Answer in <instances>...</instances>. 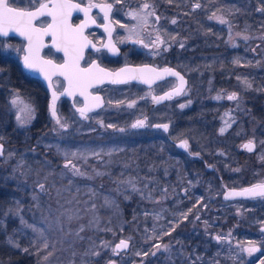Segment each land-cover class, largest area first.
I'll use <instances>...</instances> for the list:
<instances>
[{
  "label": "flooded vegetation",
  "instance_id": "af4514ba",
  "mask_svg": "<svg viewBox=\"0 0 264 264\" xmlns=\"http://www.w3.org/2000/svg\"><path fill=\"white\" fill-rule=\"evenodd\" d=\"M73 2L81 3V0H73ZM92 2L103 4L111 3L112 0H92ZM227 2L230 1H223L224 6L219 7L223 11L218 13L223 15L228 23L221 24L216 19H209L212 13L208 16L209 22L227 29L228 38H225V41L229 43L230 54L241 53L244 58H248L250 57L249 50L252 52L254 45H262V39L238 40L236 38L238 29L247 26L250 17L243 14L240 16L242 20L238 22L237 17L233 18L230 15L232 6H229ZM87 3L88 0H83L81 7L87 6ZM149 4L154 6L156 15L160 19L156 21L154 16L149 17L147 25L140 27L136 26V20L127 15L129 11H138L139 4H125L124 0L120 4H114L110 13V26L114 29L111 39L119 49L117 54H113L103 47L109 39L108 33L103 27L108 21L103 19L104 14L99 8H92L90 15L96 18V23L89 24L85 34L95 45V48L85 49L81 66L84 67L95 62L111 70L121 69L128 64L175 68L186 79L184 92L179 95L173 94L171 99H165L159 103L153 100L154 96H162L179 85V79L174 76L156 80L152 84L134 81L120 84L104 82L90 89L93 94H100L103 97L104 104L98 109L88 112V118L85 119L78 111L80 107H83L84 98L78 93L74 96L61 95L60 92L67 87V83L63 77L54 75L52 85L59 95L56 103L57 116L62 123L77 125L82 121L88 123L89 114L106 109L107 114L102 118V121L121 126L123 130L137 120H145L144 127L136 128L138 140L141 142V146H151L157 153L152 154L151 160L140 162V165L154 169H191L187 165L189 157L199 156L190 151V144L188 149L181 148L178 142L186 138L172 136L171 130L175 125H188L192 109L195 110L207 104L232 112L235 114L237 122L231 129L237 130V125L242 120H246V122H248L247 120L259 121V118L254 116V110L257 113L260 108L257 103L248 102V97L245 96L238 104L235 103L236 100H228L227 92L224 94L225 87L205 85V66L203 64L206 55H202L200 49L198 51L196 44L206 40L190 39L184 35L175 34L172 23L174 15L170 7L159 6L155 2ZM195 4L193 3V6ZM16 6L30 7L28 0H17ZM85 19L83 12L73 11L70 23L75 26ZM50 20V17L43 16L38 18L36 24L39 26L41 21L50 22ZM121 25H125V27H121ZM130 29H134V31L130 32ZM157 36L164 41V44L153 45ZM137 40L143 43H136ZM45 41L47 44L42 49V56L57 64L63 63L64 53L57 51L52 46L51 37H45ZM208 41L210 42V40ZM220 41L221 39L214 40L216 45H219ZM26 43L24 38L15 34H9L7 37L0 35V55L6 59V86L4 89L7 92V112L14 124L27 127H47L42 138L51 135V132L54 136L55 131L59 130V125L56 124V118L51 115L53 102L51 91L42 78L31 74L24 66V51H16V48L23 49ZM8 44L14 47L8 48ZM144 45H148V47H144ZM207 58L209 57L207 56ZM3 73L4 71L0 67V74ZM240 92V88L235 92L237 97L241 94ZM17 96L22 101L21 107L28 105L32 110V119L26 123L17 121L16 116H21L23 121L27 119V113H22L16 106L11 105V100ZM217 96H220V99H216ZM109 101L112 103L109 104ZM118 101L123 103L117 104ZM188 101L191 103L189 104ZM129 104L132 106L129 107ZM181 104H184L185 107L181 108ZM245 111L246 114H244ZM157 124H168L169 128L165 131L163 128L153 126ZM218 131L220 133L219 128ZM231 136L235 135L231 134ZM237 140H239L237 151L233 152L229 158L223 157L221 153H215V165H207V168L212 172H206L204 167L199 166L192 168L197 169L194 171L195 175L185 177L184 181L149 183V187L145 189L142 197H139L137 210L131 215L135 223V230H126L120 238L129 239L130 248L121 250L118 254L106 255L110 259L104 261L103 264H110L111 259L119 261V264H133L132 262L122 263L120 260L122 255L131 253L133 249L141 250L142 258L137 262L138 264H214V262H218V264H259L258 258H264L262 256L264 244L261 243L264 241V232L261 231L264 228V198L226 199L225 192L232 187L246 188L264 183V160L261 159L264 157V151L259 157L257 142L253 136ZM250 140H254L256 143V148L253 151L243 148V144ZM262 148L264 150V145ZM227 161H229V166H226ZM180 163H183L182 167H180ZM195 178L199 181H193ZM157 186L160 188H156ZM162 189L166 190L164 195ZM189 209L192 210L190 213ZM183 213H188L187 219L182 218L181 214ZM148 214L151 216L149 219H147ZM159 214L163 215L162 221L155 225ZM197 216L199 219L196 218ZM173 228H175L174 231H172ZM165 231L171 234L163 235ZM218 235L222 237L220 241L215 239ZM248 241L256 242V246L261 248V252L253 253L251 256H248L246 252L239 253V247H247ZM155 244H160L161 247L156 249L153 247ZM165 244L169 245L168 250L164 249L163 245ZM145 252L148 255H143ZM238 253L242 260L234 259Z\"/></svg>",
  "mask_w": 264,
  "mask_h": 264
},
{
  "label": "rangeland",
  "instance_id": "374dc122",
  "mask_svg": "<svg viewBox=\"0 0 264 264\" xmlns=\"http://www.w3.org/2000/svg\"><path fill=\"white\" fill-rule=\"evenodd\" d=\"M124 3L138 5L136 0H124ZM216 13L219 16V13ZM261 41L263 44L254 45V51L250 55L249 63L254 65V74L247 73L239 77L237 90L240 88L241 94L235 101L237 104L245 96L243 93L255 92V95L261 93V89L256 86L259 82L258 77L264 85V38ZM235 61L233 65L242 63L241 60L238 63ZM255 73H260L258 74L260 76ZM209 79L212 80V77ZM245 81L251 83L252 87H247ZM237 90L228 91L227 95ZM221 112L222 122L219 120V130L225 128L223 133H226L232 126L234 127L237 120L234 113L224 110ZM106 114L107 110L101 109L89 114L88 123L82 121L77 125H68L66 129L58 127L61 133L57 130L54 136L51 132V135L41 138L40 143L44 147L54 148L56 158H50L37 150H27L21 154L5 150L3 162L13 164L14 172L18 179L25 183L26 195H29L27 206L18 212L21 228L17 231L20 233H14L16 237L13 234L9 243L21 249L43 251L42 263L39 264H92L100 257L107 261L110 258L106 255L113 254L112 248L116 241L126 230L133 229L126 215L130 213L131 216L137 210L139 197L149 187V183L161 184L171 181L172 170L144 167L136 160L138 155L136 128L126 126L123 131L119 130L121 126L114 125L109 128L107 127L109 124L102 121ZM247 121L242 120L232 135H235L236 139L253 136L260 157L264 151L262 148L264 140L260 136L263 129L258 128L259 125L253 127V122ZM65 152L83 154V158H69L86 175L76 176L70 168H64ZM226 166H229V161ZM96 172H102L104 175L96 176ZM176 177L184 179L182 176ZM124 181H131L139 191H133L132 185L123 183ZM193 181L199 180L195 178ZM41 183L45 185L44 191L38 186ZM161 191L164 195L166 190ZM126 207H130L129 210ZM70 215L73 216L71 221L68 220ZM150 217L147 216V219ZM162 217V214L157 215L154 224L161 223ZM34 227L43 230V237L33 231ZM18 236L25 239L24 245H19ZM45 239L49 244L48 249H43ZM85 239L88 240L86 244ZM92 251L100 254L85 255ZM48 252L52 254L45 261L43 258ZM138 252L141 253V250L133 249L131 253L122 255L121 262L138 264L142 258L136 254ZM111 261L119 264L117 260Z\"/></svg>",
  "mask_w": 264,
  "mask_h": 264
},
{
  "label": "trees",
  "instance_id": "16d2710c",
  "mask_svg": "<svg viewBox=\"0 0 264 264\" xmlns=\"http://www.w3.org/2000/svg\"><path fill=\"white\" fill-rule=\"evenodd\" d=\"M224 0H147L148 3L155 2L159 6H167L173 12V18L176 20L174 24V33L182 36L184 35L190 39H202L205 42L196 44V47L202 55H206L204 59V77L205 85L212 87H225V93L231 90L238 89L239 77L243 74H254V65L250 64V57L244 58L241 53L230 54L229 43L225 41L228 38L227 29L216 23L209 22L208 16L223 7ZM227 4L231 7L230 15L233 18L237 17V21L242 19L241 15L247 14L249 23L247 26L238 29L236 38L243 39L246 35L249 38L263 39L264 38V12L258 11L259 8L264 7V0H228ZM140 5L144 0H136ZM136 3V4H137ZM193 3H199L200 8L193 6ZM215 39H221L219 45L214 42ZM210 40V42L208 41ZM251 46V44H250ZM177 48V47H176ZM251 55V50H249ZM207 56L209 58H207ZM235 60H241L240 65H233ZM0 67L4 71L0 74V139L6 145V152L14 151L21 154L27 150H37L50 158H56V153L53 147H44L40 143V139L47 127L40 126H18L10 119L7 112V92L6 86V59L0 55ZM260 73H255L258 75ZM260 76V75H258ZM212 77V80L209 79ZM256 84L261 89V93L255 95L254 93H244L248 97L247 101L257 103L259 105V112H255V117L259 121H253V127L263 129L260 135L264 140V85L260 77ZM256 80V81H257ZM238 91V90H237ZM208 94V93H207ZM223 108L216 106H206L191 110L190 121L188 125H175L172 127L171 135L179 138L183 137L189 141L190 151L192 153H199V157H189L187 165L191 169H170L171 181H184L176 176L188 177L194 174L197 169L195 167L202 166L206 172H212L207 168L208 164L215 165L214 159L217 153H221L223 157L229 156L237 151L239 140L231 136L235 129H231L226 133H219V120L222 115ZM254 134V133H253ZM141 142L137 140L138 155L136 160L138 163L152 159L156 154L154 148L151 146H141ZM216 153V154H215ZM153 154V155H152ZM3 156L0 157V264H39L42 263L43 251H34L29 249L27 252L22 248L14 247L9 243L10 237L14 233H20L18 228H21L18 212L24 210L27 206V189L25 183L21 182L14 172L12 163L3 162ZM183 163H180V167ZM153 183V182H150ZM166 183V182H165ZM160 188V187H156ZM129 204V203H128ZM132 206V203H130ZM23 207V208H22ZM127 208V207H126ZM130 208V207H129ZM127 208V210H129ZM130 213H127L126 219L135 230L134 220ZM16 237V234H14ZM20 241L19 245H24L22 236L17 237ZM85 244L88 240L85 239ZM104 258L95 260L92 264H103Z\"/></svg>",
  "mask_w": 264,
  "mask_h": 264
},
{
  "label": "snow or ice",
  "instance_id": "6c2138e0",
  "mask_svg": "<svg viewBox=\"0 0 264 264\" xmlns=\"http://www.w3.org/2000/svg\"><path fill=\"white\" fill-rule=\"evenodd\" d=\"M17 0H0V35L7 37L10 33L15 32L20 36L24 37L26 40V46L21 48H16V51L19 52L21 50L24 51L23 62L24 66L28 69H38L42 72L46 79L49 80L51 86V77L53 75H59L64 78L67 83V87L63 88L60 92L61 95H68L74 96L75 94H79L83 97V107L78 109L80 115L87 119V113L93 111L95 108L100 107L103 103L102 98L98 95H94L89 89L97 84H103L106 80L112 84H120V83H129L130 81H141L143 83H150L153 78H159L161 76V72H159L156 68L150 67L148 65H144L143 67L139 68H121L116 72H109L104 68H101L95 62H91L86 66H81V61L84 60V51L86 48L92 47L95 48V45L92 43L91 40L88 39V36L85 34L86 28H88L89 24H95L96 18L91 16V9L92 8H99L104 16L103 19L108 21L103 25L105 31L108 33L109 39L108 43L103 45V47L107 48L113 54H117L119 49L116 47L115 43L111 39V35L113 32V28L111 25L110 20V13L113 9L114 4L122 3V0H112L111 3H93L92 0H88L87 6L81 7L83 0L81 3H74L73 0H28V4L30 7H19L16 6ZM171 3V0H169ZM196 8H200L201 5L199 3L195 4ZM149 9H151L149 11ZM73 11H80L83 12L86 19L81 22L80 24L73 25L70 23V18ZM223 11L222 9H217V12ZM260 12H264V7L258 9ZM127 15L131 16L134 20L137 21V27L146 26L148 23L149 17H155V20L158 21L160 17L156 15V10L152 4H149L147 0L140 5L138 11H129ZM47 16L50 17V22L41 21L39 26L36 24L38 18ZM209 19H216L221 24H226L228 21L224 18L223 15H217L216 12H213ZM117 23H119L117 21ZM172 23L175 24L176 20H172ZM121 27H125V25H121ZM134 31V29L129 30ZM237 35H241L237 33ZM45 37H51L52 46L56 48L57 51L64 53V62L63 63H55L50 59H45L41 55V51L44 47H46L44 43ZM243 39H249L248 36L244 35ZM122 42V41H121ZM136 43H143L140 40L135 41ZM164 44V41L161 40L159 36H157L156 40L153 41V45ZM8 48L14 47L11 44L7 45ZM144 47H148V45H144ZM183 47V44H181ZM99 51V49H96ZM167 50V48H165ZM158 54V53H154ZM238 63L239 61H235ZM162 73L177 77L179 79V86L175 87L172 92L165 93L162 96H154L153 100L157 103L163 101L165 99H171L172 95L175 93L177 95L182 94L184 92V85L185 80L184 77L180 75V73L170 69L164 68ZM247 87L251 88V83L245 81ZM53 102L51 105V115L56 118V124L59 125L61 129H66L68 127L67 123H62L60 118L57 116L56 107H55V99H56V92H53ZM216 99H220V96H217ZM228 100H237V94L232 93L227 96ZM112 102L109 101V104ZM123 103L122 101H118L117 104ZM135 103V102H133ZM190 104L191 101H188ZM11 105L16 106L18 111L27 113V119L21 120V116L17 115V121L21 123H26L27 121L32 119L31 115V108L28 105H22V101L17 96L16 98L11 100ZM129 107L132 104L128 105ZM181 108H184L185 105L181 104ZM146 125L145 120H137L135 123L131 125L132 128H141ZM157 128H163L165 131L168 130V124H157L153 125ZM107 127L111 128L114 125H107ZM123 131V129H119ZM225 128H221L220 132L223 133ZM264 143V142H262ZM179 146L184 149L189 148V143L187 139H182L180 141ZM248 151H252L255 147L254 141H249L245 145H243ZM98 155V153H95ZM4 155V145L0 143V156ZM195 155H199L196 153ZM11 153H9V158ZM65 156V163L64 168H70L71 172L76 176H84L86 175L84 172H81L79 168H77L76 164L72 163L71 158L79 159L83 158V154L81 153H64ZM264 160V157H261ZM96 176H102L104 173L96 172ZM123 183H127L132 185L133 191H139L136 189L135 185L132 184L131 181H124ZM41 191H44L45 185L39 184L38 185ZM185 192L187 190L185 189ZM229 196H249V197H259L264 198V183H259L252 185L249 188H245L239 192H229L228 195L225 197L226 199ZM127 198V197H126ZM108 201L106 200V203ZM206 207V205H205ZM189 213L192 211L191 209L188 210ZM183 219H187L188 213L181 214ZM199 219V217H196ZM73 216H68V220L71 221ZM83 227L81 231H83ZM175 228L172 229L174 231ZM33 231L39 233L40 237H43V230L38 228H33ZM264 232V228L261 229ZM171 233L165 231L163 235H170ZM162 239V237H160ZM215 239L220 241L222 239L221 236H216ZM264 244V241L261 242ZM248 246H240L239 253L246 252L248 256H251L253 253L261 252V248L256 246V242L248 241ZM107 247V244H105ZM156 249L161 247L160 244H155L153 246ZM165 250H168L169 245H163ZM49 244L45 239L43 241V249H48ZM129 248V241L121 239L118 244H116L112 248V252L114 254H118V250H124ZM25 252L28 249H24ZM239 253L234 259H241L242 257L239 256ZM52 253L48 252L44 256V260L48 259ZM100 253L96 251H92L89 253H85V255H95L98 256ZM137 255H141V253H136ZM155 253L153 252V255ZM143 255H148L147 252L143 253ZM264 256V253H262ZM259 264H264V258H258ZM110 264H115V261H111ZM214 264H218V262H214Z\"/></svg>",
  "mask_w": 264,
  "mask_h": 264
},
{
  "label": "water",
  "instance_id": "95a60500",
  "mask_svg": "<svg viewBox=\"0 0 264 264\" xmlns=\"http://www.w3.org/2000/svg\"><path fill=\"white\" fill-rule=\"evenodd\" d=\"M10 34H15V35H18V36H20L19 34H17V33H15V32H12V33H10ZM20 37H22V36H20ZM22 38H24V37H22ZM44 43L45 44H47V42L45 41V39H44ZM52 44V43H51ZM42 52V51H41ZM41 55H42V53H41ZM84 55H85V51H84ZM45 58V57H44ZM45 59H47V58H45ZM51 60V59H50ZM53 61V60H52ZM53 62H55V61H53ZM56 63V62H55ZM97 64V63H96ZM99 65V64H98ZM101 68H104V69H106L107 71H109V72H116V71H118V70H120V69H118V70H111V69H108V68H105V67H103V66H101V65H99ZM144 65H133V64H128V65H125V66H123V67H121V68H125V67H129V68H139V67H143ZM148 66H150V67H153V68H156V67H154V66H152V65H148ZM28 69V68H27ZM159 72H161V76L159 77V78H153L152 79V81L150 82V83H146V84H152L154 81H156V80H159V79H162V78H165V77H167V76H170V75H167V74H164V73H162V70L164 69V68H156ZM170 69H172V70H174V71H176V72H178V73H180L177 69H175V68H170ZM28 71L31 73V74H33V75H35V76H38V77H40V78H42L43 80H44V82L46 83V85L49 87V89H50V91H51V95L53 94V92L55 91L54 90V88H53V85H52V77L54 76H52L51 77V86H50V82H49V80L48 79H46L45 78V76H44V74L42 73V72H40L38 69H28ZM180 75L181 76H183V74H181L180 73ZM184 77V76H183ZM184 80H185V82H186V79H185V77H184ZM105 82H109V81H105ZM131 82V81H130ZM134 82H141V81H134ZM98 85V84H97ZM185 85H186V83H185ZM184 85V86H185ZM179 86V85H178ZM89 91H90V89H89ZM173 90H171L170 92H172ZM57 94V93H56ZM175 94V93H174ZM95 95V94H94ZM98 96H100L101 98H102V101H103V103H102V105L104 104V99H103V97L100 95V94H98ZM58 97H59V95L57 94L56 95V99H55V107H56V103H57V100H58ZM52 100H53V95H52ZM99 107H97V108H95L94 110H96V109H98ZM251 141H253V140H251ZM249 141H246L243 145H245L246 143H248ZM0 143H2L3 145H4V152H5V143L0 139ZM180 144V141L178 142V145ZM254 144H255V147H254V149L253 150H255V148H256V143L254 142ZM244 148V147H243ZM252 150V151H253ZM1 157V156H0ZM251 187V186H250ZM246 188H249V187H246ZM243 189H245V188H235V187H232V188H228L227 190H226V192H225V196H227L228 195V193L229 192H233V191H235V192H239V191H241V190H243ZM246 197H249V196H229L228 198H246ZM122 239H124V240H128L129 241V248H130V240L129 239H126V238H122ZM121 240V239H120ZM119 240V241H120ZM119 241H117V243L116 244H118L119 243ZM115 244V245H116ZM128 248V249H129ZM128 249H124V250H128ZM119 251H121V250H118V253H119Z\"/></svg>",
  "mask_w": 264,
  "mask_h": 264
}]
</instances>
